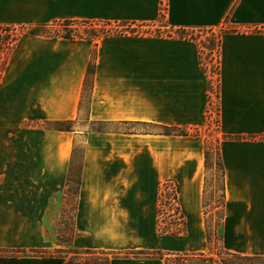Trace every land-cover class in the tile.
<instances>
[{"label": "crops", "instance_id": "obj_1", "mask_svg": "<svg viewBox=\"0 0 264 264\" xmlns=\"http://www.w3.org/2000/svg\"><path fill=\"white\" fill-rule=\"evenodd\" d=\"M162 1L174 30L233 29L220 35L218 52L221 243L229 253L264 257V0H0V27L63 20L153 25ZM12 53L9 120L72 126H47L38 134L40 147L0 150L8 157H0V168L6 163L0 250L7 253L0 264L67 262L62 255L11 253L62 250L57 232L70 183L76 187L73 250L144 251L161 241L171 253L209 251L202 129L208 126L210 80L198 42L155 34L99 40L29 35ZM93 58V82L85 91ZM164 127L200 133L167 135ZM165 186L175 189L187 238L199 248L182 251L153 228ZM152 240L158 246L151 247Z\"/></svg>", "mask_w": 264, "mask_h": 264}, {"label": "rangeland", "instance_id": "obj_2", "mask_svg": "<svg viewBox=\"0 0 264 264\" xmlns=\"http://www.w3.org/2000/svg\"><path fill=\"white\" fill-rule=\"evenodd\" d=\"M162 15H166L167 5L166 1H162L161 6ZM164 13V14H163ZM13 28H16L18 32H25L22 36V39L29 36L26 33V30H21V25H15ZM55 28V27H54ZM111 29L116 28V25L110 27ZM133 28H135L133 26ZM132 28V29H133ZM97 29H100L97 27ZM121 29H127L126 26L121 27ZM142 31L153 32V34L162 31L164 33L172 32V28L167 26L165 22V16L161 17L159 23H156L151 26H141L138 28ZM208 29V28H207ZM213 29V28H212ZM81 33L84 30V27H80ZM232 31L230 27L225 29L216 28L213 31L209 32L208 30L195 29L189 32L194 33L193 36H198L200 43L198 42L200 48L202 47L201 61L206 63V65L201 64L203 70L209 76V111H208V126L205 129H202V133L206 140L208 141L209 148L211 151L210 164L211 169L207 174V191L205 200L208 204L207 210L208 215L205 216V224L207 231V223L209 228V233L207 231V239L209 237L208 246L209 251L203 252L206 258H210V264H220L221 258L230 261V263L235 262L236 264H261L253 261L239 260L232 256H228L224 250L221 243V224H222V204H223V189H222V176L219 171L216 163V146L217 140L221 139L217 130H218V108H217V80H218V69L216 68V62L219 65V62L216 61V58L211 59L212 54L210 50L214 48V51L217 49V39L223 31ZM213 33V34H212ZM3 38V33H0V45ZM213 51V52H214ZM201 52V51H200ZM214 56V55H213ZM14 53H11L8 57V61L3 70L2 75L0 76V150L8 151L9 149L14 148H36L40 147L38 134L43 132L46 127H60L61 129H68L72 125L68 123L64 124H49L45 125L42 123L25 121L21 123H14L9 120V113L7 109V86L10 83L14 82L16 77L9 76V68L13 64ZM211 60V61H210ZM0 63H3V59L0 60ZM219 68V67H218ZM146 130H151V128H146ZM197 131V132H196ZM191 134L200 133L199 129L189 131ZM1 160L6 161L7 156H0ZM6 163L3 162L0 171V180H6ZM72 180H76L75 177ZM75 184L70 183L68 188V196L64 197L65 200L61 201L63 207V214L61 217V222L59 225L58 235H57V244H62L60 252L62 256L67 257V261H71L74 264H166V258L169 257L171 252L166 249V246L163 247L161 241L160 245L157 248L145 249L143 252H140L139 248H125L122 250H96V251H76L70 248L72 235H73V216L75 214L76 208V198H75ZM164 190L161 189V191ZM160 191V193H161ZM177 193L173 187H168L165 190L164 196L159 198L156 203L155 215L153 217V225L156 230V233L163 237L165 240L167 238L175 240L177 242V248L182 251L185 250H195L199 248V242L190 241L187 238V226L183 215L181 214L178 207V200H175ZM178 199V198H177ZM183 217V219H182ZM207 221V223H206ZM145 223V221H144ZM144 223H141L144 225ZM174 234V235H173ZM186 235L185 238H183ZM150 236V235H149ZM176 236V237H170ZM141 238V237H135ZM192 238V237H191ZM192 242V244H190ZM151 247L158 246L155 240L148 243ZM160 250L159 252H157ZM46 251L47 254H54L56 250ZM132 251V252H129ZM193 253V252H191ZM229 263V262H228ZM229 263V264H230Z\"/></svg>", "mask_w": 264, "mask_h": 264}, {"label": "trees", "instance_id": "obj_3", "mask_svg": "<svg viewBox=\"0 0 264 264\" xmlns=\"http://www.w3.org/2000/svg\"><path fill=\"white\" fill-rule=\"evenodd\" d=\"M161 17H164L161 12ZM113 25H116V28L111 29ZM151 26L149 24H136V23H126V22H111V21H95V20H63V21H54L49 24H39V25H29V26H21V30H26V33L29 35L34 36H44V37H58V38H64V39H95L99 40L102 38H106L109 36H117V35H145V34H153V32L149 31H142L138 28L141 26ZM154 25V24H153ZM126 26L127 29H121V27ZM133 26L135 28H133ZM55 27V28H54ZM80 27H84V30L81 33ZM99 27L100 29H97ZM133 28V29H132ZM172 32L164 33L162 31H159L158 33H155L157 36H173L176 38H183L186 40H194L196 42L200 43V40L198 39V36H193L189 31L190 29H171ZM195 29H192V31ZM203 30H208L209 32L213 31L212 28H203ZM228 31H223L221 34L227 33ZM0 33H3V38L0 45V60L3 59V63H0V76L3 73V70L6 66V63L8 61L9 55L13 52V50L16 48L19 40L22 38L23 32H18L16 28H13V26H4L0 27ZM213 34V33H212ZM220 36L217 39L218 44V50H219V42H220ZM203 48H200L201 54H202ZM214 48L210 50V54L213 53ZM202 64V61H201ZM95 68V62L94 58L91 60V63L88 68L87 72V78L85 80V91H87L93 82V73ZM219 122V120H218ZM66 130H69L66 129ZM164 134H174V135H183L187 136L189 134V131L177 127H164L163 129ZM197 132V131H196ZM220 143L221 139L217 140V146H216V159H217V167L219 171L221 172V180H222V189H223V204L222 209H224L225 206V186H224V170H223V164L221 160L220 155ZM210 157H211V151L209 148L208 141L205 142V167L207 171H210L211 164H210ZM207 182L205 186V197H206V191H207ZM168 189V186L164 187V190L160 193V198L164 196L165 190ZM204 197V199H205ZM159 198V199H160ZM177 201V196L174 197ZM208 204L206 200H204V211L205 216L208 215L207 210ZM183 219V217H182ZM222 221H223V213H222ZM207 223V221H206ZM222 227V224H221ZM207 231L209 233L208 223H207ZM174 235V234H173ZM209 241V237H208ZM60 245V244H59ZM71 245V244H70ZM62 246V244L60 245ZM89 252V251H88ZM132 252V251H129ZM143 252V251H140ZM159 252V251H157ZM7 254L6 251L0 250V255ZM11 254L14 255H34V256H61L62 253L60 251L54 252V254H47L46 251L42 250H30L28 251H13ZM228 256H232L234 258H237L239 260H247V261H253L257 263L264 264V257H244L237 254L226 252ZM167 263L166 264H210L211 259L206 258L205 254L203 253H172L169 255L168 258H166ZM230 261H227L224 258H221L220 264H229ZM65 264H74L71 261H67ZM110 264V262H109ZM230 264H236L235 262H232Z\"/></svg>", "mask_w": 264, "mask_h": 264}, {"label": "built area", "instance_id": "obj_4", "mask_svg": "<svg viewBox=\"0 0 264 264\" xmlns=\"http://www.w3.org/2000/svg\"><path fill=\"white\" fill-rule=\"evenodd\" d=\"M164 14V13H163ZM165 16V15H164ZM218 52H219V50H218V47H217V49H216V51H214L213 52V54H212V57H211V59H213L214 60V58H216V61H218L219 62V59H218ZM214 55V56H213ZM211 61V60H210ZM202 64L204 65H206V63H204V62H202ZM216 68L218 69V67H219V65H218V63L216 62ZM217 82H218V80H217Z\"/></svg>", "mask_w": 264, "mask_h": 264}]
</instances>
